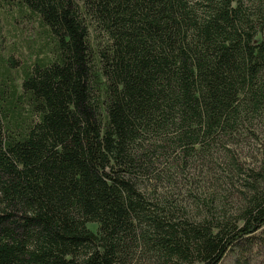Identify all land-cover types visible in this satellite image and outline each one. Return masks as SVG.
<instances>
[{"label":"trees","instance_id":"trees-1","mask_svg":"<svg viewBox=\"0 0 264 264\" xmlns=\"http://www.w3.org/2000/svg\"><path fill=\"white\" fill-rule=\"evenodd\" d=\"M261 126L264 0H0V264L264 248Z\"/></svg>","mask_w":264,"mask_h":264},{"label":"rangeland","instance_id":"rangeland-1","mask_svg":"<svg viewBox=\"0 0 264 264\" xmlns=\"http://www.w3.org/2000/svg\"><path fill=\"white\" fill-rule=\"evenodd\" d=\"M23 27L24 26L22 25V31L24 30L26 35L33 31L30 26ZM255 134L256 136L253 140L250 138L243 140V142L235 149L237 161L240 165L244 166V168L264 167V126H261V130ZM212 179L213 180L210 182V176H204L201 183L209 188L212 187L210 196L214 197L221 203L228 204L229 207L234 209L239 203L238 197L239 191H241L236 178L233 179V182L235 181L233 185L231 183L228 185V183L225 184L224 181H221V187L219 184L214 186L213 184L215 183V180L214 178ZM226 179L227 178L224 180L226 181ZM88 228L95 232L97 225L89 224ZM221 264H264V248H257L252 252L246 250L244 253H240L235 249L233 252L227 254Z\"/></svg>","mask_w":264,"mask_h":264}]
</instances>
